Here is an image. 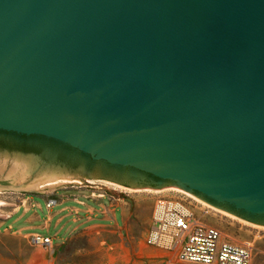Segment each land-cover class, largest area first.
I'll return each mask as SVG.
<instances>
[{"label": "water", "instance_id": "1", "mask_svg": "<svg viewBox=\"0 0 264 264\" xmlns=\"http://www.w3.org/2000/svg\"><path fill=\"white\" fill-rule=\"evenodd\" d=\"M0 131L264 226V0H0Z\"/></svg>", "mask_w": 264, "mask_h": 264}, {"label": "rangeland", "instance_id": "2", "mask_svg": "<svg viewBox=\"0 0 264 264\" xmlns=\"http://www.w3.org/2000/svg\"><path fill=\"white\" fill-rule=\"evenodd\" d=\"M7 146L36 153L0 148V183L4 186L0 188V264H161L168 253L145 243L158 200L179 201L228 238L249 242L252 264H264V226L215 212V207L183 187L167 183L127 188L97 179L101 172L94 171L85 158L45 139L0 133V147ZM16 160H28L29 165L18 166ZM63 168L69 177L50 190L8 189ZM76 194L82 196L76 199ZM48 199L55 200L57 207L46 209ZM34 235L50 238L51 245L33 243Z\"/></svg>", "mask_w": 264, "mask_h": 264}, {"label": "built area", "instance_id": "3", "mask_svg": "<svg viewBox=\"0 0 264 264\" xmlns=\"http://www.w3.org/2000/svg\"><path fill=\"white\" fill-rule=\"evenodd\" d=\"M56 205L53 199L45 202L46 209ZM151 224L145 243L168 253L161 264H252L249 242L239 243L228 238L179 201H156ZM31 241L51 245L50 238L37 235Z\"/></svg>", "mask_w": 264, "mask_h": 264}, {"label": "bare ground", "instance_id": "4", "mask_svg": "<svg viewBox=\"0 0 264 264\" xmlns=\"http://www.w3.org/2000/svg\"><path fill=\"white\" fill-rule=\"evenodd\" d=\"M17 165H23L24 167L29 165L28 160L27 161H23V160H16ZM43 175V174H42ZM68 178L67 176H59L58 173H51V174H45L44 176L41 177H37V179L33 180L30 183H27L26 185H20L24 190H34V191H45V190H50L51 188H54L58 185H60V183L63 181L62 179ZM69 181V180H68ZM172 190L176 193H183L185 196L190 197V199H192L194 202H197L203 206H207L206 203L199 201L197 198H194L193 196L188 195L187 193L176 189V188H172ZM214 209L215 212H219L222 213L224 215H229L228 213L221 211V210H216Z\"/></svg>", "mask_w": 264, "mask_h": 264}, {"label": "trees", "instance_id": "5", "mask_svg": "<svg viewBox=\"0 0 264 264\" xmlns=\"http://www.w3.org/2000/svg\"><path fill=\"white\" fill-rule=\"evenodd\" d=\"M0 133L2 134H6V135H11L13 137H20V138H40V139H44V138H41V137H36V136H24V135H16V134H13V133H7V132H3V131H0ZM47 141H50V142H54L52 140H48V139H45ZM54 143H57V142H54ZM59 144V143H57ZM61 145V144H59ZM64 148L76 153L78 156H80L81 158H85L86 159V162L87 164L94 170V171H109V172H104L106 174H110V172H113L114 171V167H108L107 165L101 163V162H93L91 161V159L89 157H87L86 155H83L73 149H70L69 147L67 146H64L62 145ZM0 148H3V149H6L8 151H16V152H21V153H36L34 150H27V149H24V148H16V147H10V146H7V147H0ZM119 170H126V169H119ZM119 170H115V171H119ZM147 177H151L150 175H147ZM153 178V177H151ZM155 179V178H154Z\"/></svg>", "mask_w": 264, "mask_h": 264}, {"label": "flooded vegetation", "instance_id": "6", "mask_svg": "<svg viewBox=\"0 0 264 264\" xmlns=\"http://www.w3.org/2000/svg\"><path fill=\"white\" fill-rule=\"evenodd\" d=\"M101 173L97 174L96 177H98L97 179H101V180H105V181H111L113 183H118L120 186L123 187H129V182L131 183L132 179L131 178H126L125 180L122 179H117V177H125V173L123 174V172H119V171H113L110 172L112 174H110L111 177H108L106 173L104 172H109V171H101L99 170ZM114 176V177H113ZM142 178V186H146V187H154L156 186L155 183L158 182L157 179L151 178V177H147L146 175L141 176ZM124 181H126L127 183H125ZM161 185H167V182H163Z\"/></svg>", "mask_w": 264, "mask_h": 264}, {"label": "crops", "instance_id": "7", "mask_svg": "<svg viewBox=\"0 0 264 264\" xmlns=\"http://www.w3.org/2000/svg\"><path fill=\"white\" fill-rule=\"evenodd\" d=\"M80 196H82V195H77V194L75 195L76 199L79 198ZM76 202H77V201H76ZM78 203H79V202H78ZM57 205H58V204H57ZM57 205H56L55 207H57Z\"/></svg>", "mask_w": 264, "mask_h": 264}]
</instances>
